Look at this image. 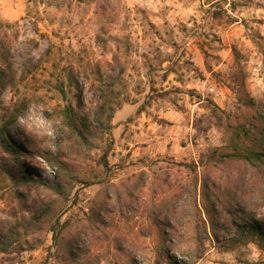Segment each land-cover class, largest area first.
Here are the masks:
<instances>
[{"label": "rangeland", "instance_id": "1", "mask_svg": "<svg viewBox=\"0 0 264 264\" xmlns=\"http://www.w3.org/2000/svg\"><path fill=\"white\" fill-rule=\"evenodd\" d=\"M0 9V129L21 149L0 142V264H78L107 251L101 264H132L127 236L143 218L126 208L110 205L107 236H81L75 261L68 241L127 177L226 150L228 123L264 116V0H0ZM58 174L60 193L46 185ZM225 227L193 264H264V241ZM142 240L139 263L156 264L155 240Z\"/></svg>", "mask_w": 264, "mask_h": 264}, {"label": "trees", "instance_id": "2", "mask_svg": "<svg viewBox=\"0 0 264 264\" xmlns=\"http://www.w3.org/2000/svg\"><path fill=\"white\" fill-rule=\"evenodd\" d=\"M16 116L13 115L8 124L16 120ZM254 118L252 127L247 126L246 117L237 124L228 123V128L232 129L228 149L203 153L199 162L174 161L161 167L159 173L150 174L142 169L127 177V182L121 186L108 191L107 200L91 208L87 222L68 241L72 260L79 258L83 250L77 242L81 236L89 237L96 232L107 236L111 204L122 211L126 208L129 220L131 213L143 218L142 229L133 235L131 242L127 236V258L132 264H140L135 252L146 237L156 242V264L164 260L169 264L196 263L206 252L207 239L220 240V231L227 229V221L235 224L241 242L256 238L264 241V217L255 216V210L264 205V116L255 114ZM0 142L14 153H21L19 147L6 139L4 127L0 129ZM102 158L103 164L108 166L106 153ZM51 161L61 163L59 170L67 166L62 157ZM238 161L246 166L236 172L228 169ZM200 166L204 168L202 173ZM175 168L177 174L173 173ZM56 178L57 183L46 185L49 190L60 193L64 190L62 174ZM52 231L56 239V225H52ZM238 243L233 241L227 250L234 249ZM116 246L123 250L121 242L117 241ZM107 254L108 251L95 253L93 259L81 260L78 264H101Z\"/></svg>", "mask_w": 264, "mask_h": 264}, {"label": "crops", "instance_id": "3", "mask_svg": "<svg viewBox=\"0 0 264 264\" xmlns=\"http://www.w3.org/2000/svg\"><path fill=\"white\" fill-rule=\"evenodd\" d=\"M0 13H1V9H0ZM3 14H1V16H2ZM6 16H7V18H10V17H12V16H14V13L13 12H11V13H6ZM129 150H132V153L133 154H136V153H140L142 150L144 151V152H148L149 150H152V151H154L153 149H129ZM162 150V152H167V153H170V150L169 149H161Z\"/></svg>", "mask_w": 264, "mask_h": 264}]
</instances>
